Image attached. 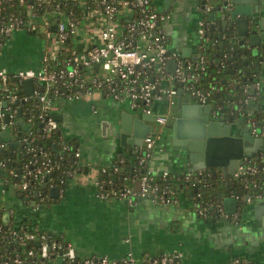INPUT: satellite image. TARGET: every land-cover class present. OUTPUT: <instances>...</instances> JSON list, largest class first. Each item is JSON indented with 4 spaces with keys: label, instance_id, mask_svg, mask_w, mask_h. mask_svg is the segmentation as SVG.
Returning <instances> with one entry per match:
<instances>
[{
    "label": "built area",
    "instance_id": "obj_1",
    "mask_svg": "<svg viewBox=\"0 0 264 264\" xmlns=\"http://www.w3.org/2000/svg\"><path fill=\"white\" fill-rule=\"evenodd\" d=\"M11 1L13 0H0V51L5 43L3 40L20 29L42 35L46 40L47 47L43 55L42 66L38 70L22 69L10 73L7 69L0 68V85L6 90L9 80H15L18 84H22L27 79L33 80L32 96L25 97L23 95L20 100L18 88L15 87L4 98L11 102H19V100L24 102L29 98H35L40 103V130L46 135H50L57 129V123L52 117L55 109L54 98L73 101L97 91L115 100H126L131 108L137 106V101H142L145 105L144 107L140 106L139 112L142 114L153 113V104L162 101H165L168 107L175 106L179 84L182 89L190 91L191 95L198 98L201 103H206L210 99V92H204L197 86V74L203 71L207 65L203 53L200 52L195 61H191L181 56L178 51H171L167 48V39L162 31L161 22L168 15L155 10L152 0H96L97 7L94 9H98L109 19V23L103 27L100 34L94 32L88 23L82 26L81 21L84 19L82 15H76L73 10L60 11L58 5L53 10L60 12L59 17L50 16L45 8L42 11L45 14L40 15L30 4H26L28 9V21L26 22H23V18L14 13L4 15L2 4ZM24 1L18 0L20 4H23ZM78 1L80 2V0H65L69 3ZM49 3L50 0H37L35 7L42 8V4L48 5ZM200 9L203 17L210 11L209 6L205 4ZM203 17L197 22V34L200 41L208 39L206 27L209 22L205 21ZM37 20L40 23L37 24L35 22ZM53 24L56 25L55 31L50 30ZM80 28L91 35L77 46L75 38L78 36L76 34ZM68 41L71 43L69 46H67ZM60 51L66 53L67 57L59 67L51 68L49 61L55 60ZM170 61H174L172 66H168ZM94 64H98V67H95ZM260 86L259 80L253 82L255 92L249 98L245 96L242 103L248 104L251 99L255 98ZM37 87L43 88V91H37ZM52 90L54 95L50 96ZM7 100L3 101L7 104ZM3 101H0V129L4 130L6 123H9L15 130L17 127L13 120L16 109L5 111ZM247 110L248 115L253 112L250 107ZM6 114L8 122H3ZM156 115L154 121L158 125L164 126L168 123L170 116L167 113H156ZM240 115H244V111ZM246 120L250 134L264 140V124L260 125L250 117ZM27 121L30 122L31 119L28 118ZM34 136V134H30V137L24 135L21 140L31 146ZM10 137V142L14 141L19 144L21 141L15 135ZM155 141L156 137L148 134L135 149L138 163L146 164L147 167L143 174L132 177L134 185H125L126 183H124L122 186H118L109 179L99 180L98 177L94 181L97 196L103 199L121 200L129 207L134 206L138 200L143 198L165 205L174 203L176 196L170 187L162 189L159 194L156 192L158 189L157 177L160 176L162 180H166L170 177V173L163 171L155 174L149 167ZM10 142L1 143L0 147L6 149ZM63 149L69 151L70 147L63 145ZM73 155L75 158L80 156L78 149L73 152ZM250 158L242 159V163L232 177L245 180L258 174L260 167ZM55 166L56 161L47 155L39 157L34 152L31 159L24 164L23 170L19 174H13L19 183L15 182L9 188L6 186L5 188L6 190L11 188L14 193L21 194V196L17 195V200L18 203L27 207V212L37 213L46 205V197L41 190L35 191V189L40 187L45 177L53 171ZM111 167L114 173L118 172L117 166L112 164ZM107 171V167H101L99 174ZM201 171L185 173V181L190 184V187L195 185L197 175L200 176ZM123 179L126 181L127 178L123 177ZM254 184L255 182L252 181V185ZM250 200V197L246 196V201L250 202ZM259 200H261L260 196ZM1 204L3 206L2 222L10 223L15 209L13 206ZM193 208L201 216L207 215V211L210 209L208 206H201L196 201H193ZM217 211L221 213L220 205ZM235 217L237 218V215ZM32 229L27 232L20 226V231H12L10 238L14 237V242L18 240L21 244L26 240H36L37 248L35 250L27 249L25 251L27 258H22L19 253L11 250L12 253L10 252L11 255L8 261H4V264H35L31 258L36 257H38L36 264H136L137 261L131 251H128L119 260H112L106 256L78 258L69 243L63 248L59 242L49 241L51 235L47 230H40L38 226ZM181 256V253H162L145 264H177V259ZM227 264L252 263L235 257L230 259Z\"/></svg>",
    "mask_w": 264,
    "mask_h": 264
},
{
    "label": "crops",
    "instance_id": "obj_2",
    "mask_svg": "<svg viewBox=\"0 0 264 264\" xmlns=\"http://www.w3.org/2000/svg\"><path fill=\"white\" fill-rule=\"evenodd\" d=\"M204 1L210 8L209 15L217 6L214 0H152L155 10L168 15L161 22L167 48L178 51L191 61L201 52L197 22L203 17L200 8ZM209 20L214 32L218 33L221 17L215 15L213 20ZM35 22L40 23L39 20ZM233 28L236 32V25ZM257 31L262 44L264 30L258 27ZM245 37L249 46V36ZM46 47L42 35L16 30L6 38L0 51V68L10 73L22 69L38 70L42 66ZM250 49L254 54L258 47ZM263 81L264 76L260 79L261 84ZM248 87L245 95L249 98L255 89L253 84ZM185 92L183 97H187ZM54 104L52 117L58 125L61 140L56 146L57 150L65 152L64 143L72 142L80 153L76 158L77 165L83 170L71 175L64 188L53 186L58 188L57 192L50 194L49 191L48 202L32 218L43 229L63 237L78 258L106 256L119 260L131 251L137 260L136 264H145L162 253H181L177 264H227L235 257L252 264H264L263 200L248 202L250 216L235 223L236 212L226 210L222 199L221 213L218 215L197 214L190 190L179 193L174 203L166 205L143 198L129 207L121 200L100 198L94 186L100 168L111 166L120 152L136 153V148L121 146L117 140H113L111 124L120 121L124 112L134 117H140L142 113L133 111L126 100H115L97 91L73 101L54 98ZM152 111L167 113L170 121L175 114V106L168 107L162 101L153 104ZM146 123L149 124L148 121ZM151 123L153 132L163 129L155 121ZM165 147L166 144L161 140L155 141L149 163L151 171L155 174L167 171L178 175L189 171L187 166L176 163ZM58 156L67 157L69 153ZM17 195L11 188L6 190L4 183L0 182L1 203L19 205ZM227 196L234 197L239 207L236 193L231 191ZM222 216L225 218L222 219Z\"/></svg>",
    "mask_w": 264,
    "mask_h": 264
},
{
    "label": "trees",
    "instance_id": "obj_3",
    "mask_svg": "<svg viewBox=\"0 0 264 264\" xmlns=\"http://www.w3.org/2000/svg\"><path fill=\"white\" fill-rule=\"evenodd\" d=\"M95 1L96 0H80V2L69 3L65 2V0H50L48 5L42 4V8H36L37 0H25L23 4H20L18 0H13L2 4V13L4 15L9 13L17 14L23 18V22H26L28 21V9L26 8V4L33 5L34 10L40 15L45 14L42 12L43 8L50 14L54 12V7L58 5L60 11L67 12L73 10L76 15L80 16L83 11L96 8ZM55 17L59 16L55 15ZM203 19L209 22V25L206 27V37L208 39L201 41L200 44L201 53H203L207 65L203 71L197 74V86L204 92H210L209 100H212L216 108H225L224 113L227 117H241L244 120L250 117L260 125L264 124V112L256 97L251 99L248 104L242 103L243 98L246 96L245 90L247 91L248 86L256 81L257 70L254 63L258 62L259 57L264 54V43L259 46L257 56H252L248 49L246 37L242 38L244 40L246 39L243 46L239 45L236 40L231 38H223L220 41L215 37L216 33L211 28V21L208 18V14L204 15ZM233 33H235L234 30ZM238 39L241 38L239 37ZM5 40L6 39L3 41ZM231 42L233 43L232 46H230ZM70 44V41H68L67 46ZM224 55H226V57H224ZM66 57L67 54L60 51L55 60L49 61V66L51 68L59 67ZM229 57H233V60H228ZM242 57H246V66H243L241 63ZM222 64H224V67H222ZM229 69H233L232 73L227 72ZM15 87L18 88V96L21 100L23 97L22 84H18L15 80H9L6 85V90L0 85V101L7 100L4 96L12 92ZM36 90L43 91L41 87H37ZM53 95L54 91L52 90L50 96ZM213 96H215L214 99ZM20 100L19 102L7 100L6 106H3L4 110L7 112L16 109L13 122L17 128L14 130L11 124L6 123L5 129H0V144L7 143L11 135H15L18 140H21L24 135L30 137V134H34L35 136L31 142V146L21 140L17 146H13L10 143L9 147L6 149L0 147V168L3 169V174L0 175V182H5L7 188L15 182L19 183L17 177L13 174H19L23 170L24 164L31 159L33 153L36 152V155L39 157L47 155L52 160L56 161V166L53 171L45 177L40 187L35 189V191L41 190L42 194L46 197L45 203H47L49 200V191L53 186H57L60 189L64 188L71 175L83 169L77 165L76 158L73 155L77 147L72 144V142L64 143L65 146L70 147L69 151H65L69 153V156L63 158L55 156L56 153L53 151V145L57 146L61 141L58 133V125L57 129L52 131L50 135H46L40 130V103L35 98H29L24 102ZM136 105V107L132 108L135 112L140 110V106H145L140 100L136 102ZM248 107L253 110L249 115L247 110ZM19 108L21 109V118L17 115ZM242 111H244V115H240ZM28 118L31 119L30 122L27 121ZM19 120L24 121L22 125H18ZM3 122H5L4 119ZM250 160L260 167L258 174L252 178L243 180L242 178L237 179L230 176L224 177L223 173L219 171L218 168L215 169V173H212L206 168L201 171L200 176L197 175L195 185L190 187V184H187L185 181L184 175L186 172L182 175L170 173V177L166 180H162L160 176L157 177L156 184L158 189L156 192L159 194L162 189L170 187L174 195L178 196L179 193H186L190 190V197L193 201H196L201 206L210 207L207 211V215H218L217 210L221 199L230 194L231 191L233 193H235L236 190L241 192V194H237L239 205L244 204V197L246 196L250 197L251 203L259 201V196L261 200H264V168H262V166H264V144L256 153L255 157H251ZM113 164L118 167V172L114 173L112 167L109 166L107 167L108 171L106 173L99 174V180L109 179L113 181L114 185L116 184L118 186H122L124 183H126L125 185H134L135 182L132 181V177L134 175L140 176L147 167L146 164L140 165L138 163V156L133 151L120 152ZM123 177L127 178L126 181H124ZM252 181L255 182L254 185H252ZM34 193H32L33 196ZM12 206L15 209V213L12 215L11 222L4 224L2 222L3 206L0 203V264H4V261H8L12 253L11 250L19 253L22 258H27L25 251L27 249L33 248L35 250L37 248L36 240H26L22 244L18 240L14 242V237L10 238L12 231H20V226L27 232L32 231V228L36 226H38L40 230H44L43 227L32 218L35 213L27 212V207L25 205L20 203L19 205ZM49 241H57L63 248L67 244L63 237L56 235L51 236ZM51 255L53 254L51 253ZM37 258L38 257L31 258V260L36 264L38 261Z\"/></svg>",
    "mask_w": 264,
    "mask_h": 264
},
{
    "label": "water",
    "instance_id": "obj_4",
    "mask_svg": "<svg viewBox=\"0 0 264 264\" xmlns=\"http://www.w3.org/2000/svg\"><path fill=\"white\" fill-rule=\"evenodd\" d=\"M214 1H216L217 6L212 9L208 18L213 20L215 15L216 17H221L218 33H216L215 37L220 41L223 38H231L243 46L245 40L242 38L249 36L248 49L252 56H257L259 49H256L255 53L252 54L250 48H259L262 42L257 28L260 27L264 30V0ZM203 4H205V1ZM234 25L237 27L235 33H233ZM211 28H213L212 25ZM50 30L55 31L56 25H51ZM239 37L241 39H238ZM232 44L231 42L230 46ZM181 52L182 54L184 53L183 50ZM195 58L193 57L192 61H195ZM242 58L241 63L243 66H246V57ZM228 60L232 61L233 57H229ZM173 64L174 61H170L168 66H172ZM94 66L98 67V64H94ZM254 66L257 70L256 80L260 81L261 77L264 76V54L259 57L258 62L254 63ZM232 71L233 69H229L227 72L232 73ZM22 88L25 97L32 96L33 80H24ZM184 92L185 90L179 84L175 114L163 126L161 131H152L151 122L155 120L156 113L142 114L140 117H134L131 113L124 112L121 114L120 121H115L111 124V136L113 140H117L121 146L129 145L134 149L150 134L156 137L157 141L161 140V142H164L167 146L165 148L169 149L173 160L180 165L187 166L189 171L197 172L208 168L212 173H215V169L218 168L224 177H232L235 170L242 163L243 158L255 157L258 149L263 146V139L254 138L250 134L247 120L233 116L227 118L224 113L225 108H216L212 100H208L202 104L188 90L185 92L187 93V97H183ZM214 98L215 96H213ZM256 98L260 103L261 109H264V81L260 86ZM188 101L190 103H187ZM2 104L4 107L6 106L5 101ZM17 115L21 118L20 108ZM4 121L8 122L7 114L4 117ZM23 122V120H19L18 125H22ZM39 126H41V123ZM11 144L17 146L18 142ZM53 151L56 153V157L58 155H65V152H58L55 145H53ZM2 174L3 169L0 168V175ZM57 190V187L51 188L50 194L55 191L57 192ZM235 193L241 194L237 190ZM222 202L224 208L230 210V213L236 212L237 218L235 223L241 222L245 217L250 216L251 208H249L246 197H244L243 205H239L238 202L239 207H237V200L234 197H223ZM254 209L257 210V208ZM224 218L222 216V219ZM49 234L55 236L54 233L49 232Z\"/></svg>",
    "mask_w": 264,
    "mask_h": 264
},
{
    "label": "rangeland",
    "instance_id": "obj_5",
    "mask_svg": "<svg viewBox=\"0 0 264 264\" xmlns=\"http://www.w3.org/2000/svg\"><path fill=\"white\" fill-rule=\"evenodd\" d=\"M53 15L60 16V13L51 12L50 16H53ZM82 16L84 17V19H82L81 21L82 26L85 23H88L89 26L94 29V32H97L99 34L103 30V27L109 23V19L107 18V16L104 15L102 12H100L98 9L85 10L82 12ZM76 35L78 36H76L75 42L77 46H79L80 42L82 40H87L91 34L84 31L83 28H80Z\"/></svg>",
    "mask_w": 264,
    "mask_h": 264
}]
</instances>
